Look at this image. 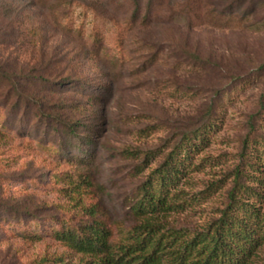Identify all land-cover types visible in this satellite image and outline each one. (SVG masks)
I'll return each instance as SVG.
<instances>
[{
    "label": "rangeland",
    "instance_id": "rangeland-1",
    "mask_svg": "<svg viewBox=\"0 0 264 264\" xmlns=\"http://www.w3.org/2000/svg\"><path fill=\"white\" fill-rule=\"evenodd\" d=\"M209 128L167 228L264 191V0H0V264H96L54 231L142 223L141 185Z\"/></svg>",
    "mask_w": 264,
    "mask_h": 264
},
{
    "label": "trees",
    "instance_id": "trees-1",
    "mask_svg": "<svg viewBox=\"0 0 264 264\" xmlns=\"http://www.w3.org/2000/svg\"><path fill=\"white\" fill-rule=\"evenodd\" d=\"M210 130L185 136L141 185L133 214L142 217V223L120 225L116 240L100 219L79 229H56L53 236L77 252L92 255L96 264H254L264 244V212L258 206L264 191L237 183L239 190L231 191L232 200L223 215L203 231L167 228L156 219L162 213L184 210L182 203L174 201L177 195L172 188L183 177V169L193 164L195 154L208 146ZM153 154H146V163ZM89 182L84 178L70 189L77 191Z\"/></svg>",
    "mask_w": 264,
    "mask_h": 264
}]
</instances>
